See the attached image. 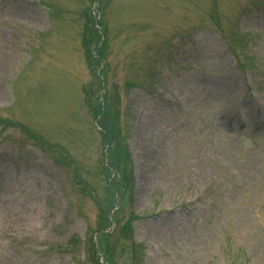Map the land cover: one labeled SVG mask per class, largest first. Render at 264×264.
<instances>
[{
    "label": "rangeland",
    "instance_id": "rangeland-1",
    "mask_svg": "<svg viewBox=\"0 0 264 264\" xmlns=\"http://www.w3.org/2000/svg\"><path fill=\"white\" fill-rule=\"evenodd\" d=\"M94 2L0 0V264H264V0Z\"/></svg>",
    "mask_w": 264,
    "mask_h": 264
},
{
    "label": "trees",
    "instance_id": "trees-1",
    "mask_svg": "<svg viewBox=\"0 0 264 264\" xmlns=\"http://www.w3.org/2000/svg\"><path fill=\"white\" fill-rule=\"evenodd\" d=\"M85 38H87V37H85ZM99 115H101V117L99 118L98 122L101 121L102 128L106 129L107 131L114 130L113 124L116 121V117L112 119V113H111L108 102H105V104L103 106V110L101 109V106L99 104L94 106L95 118L98 117ZM106 138L108 139V143H110V145H111L110 150H111V152H113L111 154V157H114V155L116 153H118V151L120 150L119 143L117 142L118 140H117V138H113L110 135H107ZM112 185L116 186L117 188H119L123 191L127 190L129 185H130V179H129L128 174H126L125 176H123L122 174L119 175V178L114 180L112 182ZM102 235L106 236L107 234L102 233ZM90 246L92 247V249H94L93 243H91Z\"/></svg>",
    "mask_w": 264,
    "mask_h": 264
},
{
    "label": "bare ground",
    "instance_id": "bare-ground-1",
    "mask_svg": "<svg viewBox=\"0 0 264 264\" xmlns=\"http://www.w3.org/2000/svg\"><path fill=\"white\" fill-rule=\"evenodd\" d=\"M164 124L165 123L163 122L162 117L161 118L157 117L156 119H154L152 121H147V124L146 125L144 124V126H146V128L141 127L142 129L140 128L136 132L140 136L144 137L143 140L139 139V143L138 144L135 143L136 147L138 148V146L139 145L141 146V144L143 145V148L145 146L149 145V142L147 141V136H150V137L154 138L158 133H162V131H164V127H165ZM144 129H148V130L145 131ZM25 209L29 212L28 214H26ZM38 209H39L38 206L35 205L33 207V210L29 211V208H27V206L24 205L21 210L23 212V215L24 214L27 215V216L25 215V218L26 219H30L31 217H34L35 214L37 215ZM21 217H23V216H15V215H13V217L11 219H15V218H20L21 219Z\"/></svg>",
    "mask_w": 264,
    "mask_h": 264
}]
</instances>
